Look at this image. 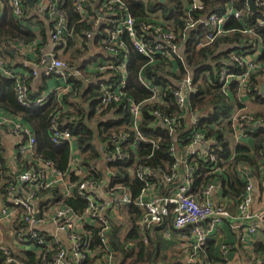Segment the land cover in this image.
Returning a JSON list of instances; mask_svg holds the SVG:
<instances>
[{"label":"built area","instance_id":"1","mask_svg":"<svg viewBox=\"0 0 264 264\" xmlns=\"http://www.w3.org/2000/svg\"><path fill=\"white\" fill-rule=\"evenodd\" d=\"M85 2L77 0L75 11L92 22L94 17L84 7ZM181 2L185 32L193 30L191 45L197 51L209 46L214 48L209 55V66L216 76L215 84L221 86L225 94L230 92L231 85L236 86L233 99L236 96L237 103L226 118L231 131H224L222 137H230L232 146L245 145L258 128L264 127V117L256 118L263 105L251 92V80L256 76L259 82L257 91L264 98V91H261L264 86V61L261 60L264 41L256 34L257 28L264 29V0H252V5L249 0H227L220 12L199 14L196 18L191 12L202 11L203 2ZM97 3L98 8L94 7V12L98 13L97 25L106 27L89 34V38L104 31L103 41L109 46L108 57L98 55L93 64L82 70L89 75L88 81L101 82L97 113L107 109L113 114L120 110L121 114L115 117L122 118L126 113V122L110 134H97L99 158L88 161V166L83 167L76 146L78 137L58 121L56 112L50 119L49 140L56 147L67 144L70 151L68 168L66 172H60L51 161L35 156V137L23 119L0 110V148L6 137L12 140L13 148L16 146L8 161L17 181V184H6L0 176V188L4 187L5 191V194L0 191V264H25L16 257L23 251H32L39 264H118L119 253L114 249L111 235L116 222L127 218L126 209L130 205L140 210L136 225L143 238L169 216L174 229L189 227L188 235L179 238L180 247L187 256L176 264H205V258L199 257L198 252L211 231L226 225L230 232L253 235L264 224V210L259 213L251 211L254 181L251 170L243 164L237 166L239 177L245 180V189L243 197L234 203L236 213L233 214L221 196L224 168L218 159L222 148L215 134L220 127L210 123L204 111L192 108L191 97L196 86L190 72L177 81L167 76V81L172 84L169 90L174 108L179 114L170 117L158 110L152 113L156 119L154 124L161 126L173 141L167 150L173 158L169 172L137 166L135 151L139 145L150 146L154 152L160 148L162 140L161 134L154 133L156 130H151L150 135L140 130L143 106L159 102L162 93L153 79L144 78L143 69L157 59L173 66L180 62L186 68L184 50L189 34L180 35L172 22L157 19L159 14L155 13L142 24L135 25L136 20L131 17L125 0H98ZM59 4L60 0H8L13 16L23 26H27L23 20L28 13L34 21L39 19L44 23L47 29L48 43L40 49L38 68L32 67L28 72L11 71L4 67L0 56V74L16 80L15 97L23 106H30L26 101V79L39 75L51 77L49 82L53 85L50 84L34 102L36 107H42L53 92L58 98L70 93L73 85L67 84V80L80 76L79 70L67 72V65L60 57L69 32ZM1 8L0 3V18ZM107 16L112 19L107 20ZM34 29L37 31L38 27ZM234 36L236 40L225 42ZM125 37L134 52L147 59L139 71L138 81L150 97L141 102L131 100L124 92L129 61L128 49L123 42ZM16 49L30 60L37 57L36 43L16 46ZM29 65L32 62L25 66ZM110 73L117 78L111 80ZM96 75H101V81ZM251 104L256 109L252 110ZM183 124L185 127L181 128ZM229 156L227 160L233 158V155ZM199 161L204 170L201 173L209 177L206 184L196 182L201 176L196 172ZM120 162L128 165L126 173L129 177L136 176L144 184L137 199L132 198V193L120 182L123 177L119 168H114ZM100 170L104 174L102 177L96 176ZM258 172L264 179V163ZM72 176L76 179L72 180ZM53 186L60 189L64 198L82 200V211L57 202L41 204V191ZM93 230H96L95 238ZM163 235L169 237L167 231ZM132 245V241H127L124 248ZM220 251L222 255L226 254L228 246H221ZM251 264H260V261L252 255Z\"/></svg>","mask_w":264,"mask_h":264},{"label":"trees","instance_id":"2","mask_svg":"<svg viewBox=\"0 0 264 264\" xmlns=\"http://www.w3.org/2000/svg\"><path fill=\"white\" fill-rule=\"evenodd\" d=\"M77 0H60L59 10L65 17L68 23V36L65 37V49L60 57L62 61L67 65V72L71 73L73 69L80 71V76L76 78H69L67 84L73 85V90L64 94L61 98L56 97V93L53 92L48 102L42 107H36L34 102L41 96L44 91L48 90V83L51 77L39 75L37 78L30 77L25 80L27 85L26 101L30 106L26 107L19 104L15 97L16 80L8 79L0 74V110L9 114H15L20 116L26 123L27 127L32 131L35 137V156L42 160H48L53 163L56 170L60 172H66L69 163V146L62 144L58 147L54 146L49 140L48 127L50 119L55 115L59 122H63L65 127L70 129L74 136L78 137L76 146L79 149L82 166L87 167L88 161H93L99 158L96 151V136L110 134L111 131H115L120 128L123 122H126V113L122 118H116V115H120L121 111H114L112 114L107 109L97 113L98 100L100 96V83L88 81L89 75L82 69L93 64L99 56H107V50L109 46L104 42L105 34L99 32L94 38H89V34H95L100 28L106 27L103 24L97 25L98 13L94 12V7L98 8V0H86L84 7L88 10L89 14L94 17L91 22L89 19H85L75 11V3ZM186 0H165L161 3L158 0H145L132 2L125 0V3L129 9L131 17L136 20L135 25L145 22L153 13L159 14L157 19L165 22H172L174 29L179 32L180 35L186 33L189 34V41L187 42L184 50L186 68L180 62L177 65L164 64L160 59H157L154 63L148 64L143 69L144 78L147 80L153 79L156 85L161 87V99L159 102L151 105H144L142 108V124L140 130L143 134L150 135L151 130H156L154 133L162 135L160 142V148L156 151H152L150 146L140 144L135 151L138 162L137 166L149 167L152 170H162L165 173L169 172L173 163V158L167 153L168 148L172 145V139L167 133L161 129V126H157L156 119L153 116V111L158 110L164 115L173 117L174 114L178 115L174 107L172 94L169 90V86L172 84L167 81V76L175 81L187 76L188 73L194 77L196 91L191 97L192 108L194 110L205 112L210 119V123H215L220 127V131L215 132L216 139L221 143V151L218 153V159L221 162V166L224 168V174H222V190L221 196H223L228 203H236L239 198L244 195L245 180L239 177L237 172L238 165H245L251 170L253 180L257 181L259 189L264 191V185L259 181V167L264 163V127L258 128L252 134V147L247 145L237 144L232 146L230 144V138H223L222 133L225 131L230 132L229 123L226 121L227 115L233 106L236 105L237 100L235 93L236 86H230V92L225 94L221 86L216 83V76L209 66V55L214 51V48L210 46L200 50H195L192 44L193 30L185 32V22L183 18L182 2ZM191 3V0H187ZM204 4L202 11L194 10L191 15L196 18L199 14L203 15L209 12H220V7L223 6L227 0H200ZM2 5V17L0 18V56L4 61V67L8 70H32V67L38 68V64L41 59L40 49L47 45V29L45 24L38 20L34 21L33 17H30L27 13V17L23 20L27 26H23L18 19H16L10 7L8 6V0H0ZM26 5V4H25ZM83 18V19H82ZM111 16H107V20H111ZM96 23V24H95ZM108 23V22H107ZM38 27L36 31L34 28ZM256 34L264 41V29L257 28ZM191 39V40H190ZM236 40L237 37L227 39L225 42ZM128 49V67H127V85L125 94L128 98L135 102H141L150 97V93L144 91L141 84L138 81L140 69L147 63V59L138 55L132 47L130 42L126 39L123 41ZM32 43L37 44V57L34 60H30L29 57L22 55L16 46L30 45ZM41 43V44H40ZM227 45V44H226ZM120 52L119 56L122 57ZM264 61V54L261 57ZM27 62H32L30 67L25 66ZM188 68V69H187ZM187 69V70H186ZM101 75H96L99 78ZM253 76L251 80V92L255 96L258 103L263 105V110L257 112L256 118L264 117V98L259 96L257 86L258 80ZM110 73V79H116ZM148 79V80H149ZM60 105V107H59ZM152 111V112H151ZM184 124L181 128H184ZM179 130V129H177ZM14 146L13 149H15ZM127 152H130L127 149ZM153 154L149 157V155ZM233 155L231 160H227ZM9 152L3 141L0 148V176L5 180L6 184H17L15 172L9 168L8 161ZM127 164L120 162L114 166L119 168V173L123 177L120 181L126 186L132 193V198L137 199L141 190L144 188V184L136 177H129L126 173ZM113 167V165H112ZM196 172L200 173V178L196 179L198 184H206L209 180L208 176H205L203 165L199 161ZM96 176H104L101 170ZM75 180V177H71ZM0 191L5 194L4 187L0 188ZM40 197L42 198L41 204H47L51 202L61 203L74 210L82 211L84 203L80 199L64 198L62 192L58 187H49L41 191ZM228 204L229 211L232 213L234 208ZM231 208V209H230ZM126 215L130 222L131 228L121 240L117 236L118 228L114 226L111 241L114 249L119 253L118 264H176L177 262L184 260L186 254L180 247L179 238L187 236L190 228L186 227L183 230H176L172 226L171 216L163 220V222L156 226L151 233L143 238L139 234L137 229V221L140 217V210L130 205L126 209ZM169 233V237L163 235L164 232ZM264 233V224L257 229V232ZM234 234L233 232H229ZM93 236H96V230H93ZM213 237H207L201 250L198 252V256L205 258L204 263L208 264H226L222 259H218L215 256V241ZM132 241L133 245L127 249L124 248V243ZM241 245V244H239ZM226 246L227 245H222ZM227 249V248H226ZM253 255L256 257L260 264H264V244L257 240L253 244ZM173 251L174 255H167V251ZM229 250V248H228ZM16 257L23 261L25 264H39L36 260V256L32 251L20 252ZM171 261V262H170ZM205 263V264H206Z\"/></svg>","mask_w":264,"mask_h":264},{"label":"crops","instance_id":"3","mask_svg":"<svg viewBox=\"0 0 264 264\" xmlns=\"http://www.w3.org/2000/svg\"><path fill=\"white\" fill-rule=\"evenodd\" d=\"M32 2V0H30ZM53 85V83H48V85ZM248 140V139H247ZM245 141L247 146L252 147L251 142ZM5 143L7 146V150L9 154L11 152H14L13 150V143L12 140L9 137L5 138ZM263 184L264 179L259 178ZM264 185V184H263ZM253 203L251 206V211L253 213H259L262 210H264V191L259 189L257 181H253ZM229 205H232L231 207L234 208L233 203H228ZM227 204V205H228ZM229 208V207H228ZM231 209V208H230ZM233 214L236 213L235 208L232 211ZM226 225H223L222 227L217 228L216 230L211 231L210 236H212L213 240L215 241V256L222 261V259L226 263H232V264H251L252 261V255H253V244L255 241L260 240L264 244V233H260L259 231L256 232V234L253 235H246L241 231H237L234 234L229 233ZM241 244V245H239ZM222 245H227L229 250L226 254L222 255L220 248ZM218 264H221L219 262Z\"/></svg>","mask_w":264,"mask_h":264},{"label":"rangeland","instance_id":"4","mask_svg":"<svg viewBox=\"0 0 264 264\" xmlns=\"http://www.w3.org/2000/svg\"><path fill=\"white\" fill-rule=\"evenodd\" d=\"M251 108H252V110H254V109H256V106L254 104H251ZM228 138H230V137H228ZM247 142H251L250 144H252V138L249 137L248 140H247ZM116 224L117 225H115V227H117L119 229L118 232H117V236L119 238H121V240H123L124 239V236L126 235V233L131 228V225H130V222L128 220V217L127 218H122L121 220H119L118 222H116ZM111 237H112V235H111ZM167 255H169V256H172L173 255V257L175 255V257H176V253H173V251H171V250L167 251Z\"/></svg>","mask_w":264,"mask_h":264},{"label":"water","instance_id":"5","mask_svg":"<svg viewBox=\"0 0 264 264\" xmlns=\"http://www.w3.org/2000/svg\"><path fill=\"white\" fill-rule=\"evenodd\" d=\"M158 1L161 2V3L164 2V0H158ZM249 3L252 5V0H249ZM252 8H253V7H252ZM261 91H262V92L264 91V86H262Z\"/></svg>","mask_w":264,"mask_h":264}]
</instances>
